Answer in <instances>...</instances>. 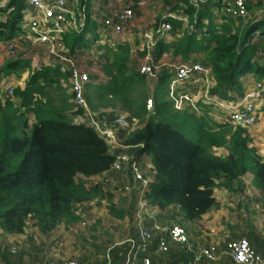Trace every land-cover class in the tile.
I'll return each mask as SVG.
<instances>
[{"label":"trees","instance_id":"trees-1","mask_svg":"<svg viewBox=\"0 0 264 264\" xmlns=\"http://www.w3.org/2000/svg\"><path fill=\"white\" fill-rule=\"evenodd\" d=\"M162 1L171 13L186 15L189 26L195 31L184 29L183 22L177 19H168L173 40L163 39L157 43L153 50L156 60L164 55L172 56L173 60L204 56L203 62L211 67L215 82L211 94L227 100H231L230 93L244 95L240 82L243 76L264 80V18L251 19L242 25L244 20L223 11L219 17L215 15L213 8H222V3L214 0H206L198 6L186 0L184 9L180 6L183 0ZM143 7L133 3L134 17ZM27 8L26 0H8L0 7V41L23 33L22 20ZM87 12L90 17L83 32L69 31L60 41L72 54L80 48L94 49L96 38L99 39L96 31L101 24L91 18V10ZM101 18L99 15L97 19ZM162 21L163 14L146 24L155 27ZM88 33L92 38L83 44L82 39ZM98 49H105L100 52L99 63L106 82L93 86L94 90L88 89L90 108L99 118L106 117L111 123L116 114L109 109L119 105L130 117L139 120L140 126L134 130L119 129L118 138L125 150L121 147L112 150L94 127L75 123L74 117L82 115L83 111H72V95L62 88L61 82L69 81V72L61 71L60 65L31 69L25 88L18 87L15 92L20 103L15 100L3 103L0 99L1 230L22 234L28 220L32 219L41 233L48 234L64 218L73 216L75 204L109 195L105 191L113 182L118 183L121 175L126 174L133 184L129 172L118 173L112 169L121 153L133 156L145 173L147 167L142 157L146 155L151 160L150 172L145 174L154 178L145 197L147 210H166L173 206L186 222L199 219L214 205V189L237 192L242 188L240 178L248 173L255 176L264 208V162L256 149L249 146L244 128L234 129L230 123H220L207 113L176 110L166 99L171 73L163 69L152 85L139 72L138 60L129 43L122 42L113 48L101 45ZM139 55L143 57L145 52ZM93 63L90 60L89 65ZM22 64L17 59L0 67V85L5 77L19 73ZM150 96L154 102L152 113L148 110ZM30 115L35 120L32 125ZM219 148H224L228 154L217 155L215 149ZM78 176H101V180L87 188L77 180ZM110 212L124 216L113 205ZM155 223L147 226L145 221L148 228ZM172 244L175 243L169 242L165 254L154 253V256L167 255ZM112 250L116 257L121 253L118 248ZM145 256L153 264V257L149 255H141L140 259Z\"/></svg>","mask_w":264,"mask_h":264},{"label":"built area","instance_id":"built-area-1","mask_svg":"<svg viewBox=\"0 0 264 264\" xmlns=\"http://www.w3.org/2000/svg\"><path fill=\"white\" fill-rule=\"evenodd\" d=\"M131 1L26 0L29 10L25 11L23 20L28 19L29 23L27 26L22 23L25 35L20 38L18 37L19 34L11 40L0 41V56L17 59L20 40L32 38L37 50H45L49 56L53 57V66L60 65L61 71H68L73 111H83L79 117V123H86L94 127L112 150L119 147L125 150L118 138V130H134L140 126V122L126 114H116L114 121L110 123L106 117L99 118L100 115L92 111L87 100L89 85H99L106 82L102 65L99 63L101 60L100 51L97 56H94L93 50H91L90 57L86 54V49H77L72 54L70 49L62 45L60 41L69 31L83 32L88 17H90L87 11L91 10V18L101 24L96 31L100 39L95 43L100 42V44L107 45L109 42H113V47L116 46V41L123 38L126 28L135 18L132 9L135 0L130 3ZM146 1L138 0L135 2L140 6H145ZM214 1L222 3L223 12L235 19H241L245 22L254 19L247 9L246 0ZM191 2L194 6H198L206 0H191ZM180 6L182 9L186 8L185 4ZM99 15L102 16L101 20L97 19ZM170 18L183 22L184 29L188 28L195 31L193 26H189L188 17L182 13H164L163 21L155 27H149L146 22L140 25L143 43L131 50L133 56L138 60L139 72L153 85L157 82L161 71L166 69L171 73V78L166 85V95L176 110L188 109L196 114L207 113L209 116H214L211 115L213 114L212 111H216L225 117L224 122L230 123L234 129L238 126L244 128L246 130L244 137L251 140L253 137L251 130L258 125L261 107L264 105V80H257L250 90L236 101H231L229 105L228 100H222L218 95L211 94L215 82L211 67L208 64L203 61H192L190 58H181L180 61L169 60L170 55H164L160 60H156L153 50L157 43L163 39L168 42L170 39L169 33L172 26L167 21ZM91 38L92 34L88 33L86 39ZM137 51L145 52V56L136 57L135 52ZM80 59L82 62L93 60L94 63L85 64L86 69L78 65ZM49 61L51 62V60ZM15 92L12 84L0 85V99L3 103L14 100ZM249 146L252 147L250 143ZM112 169L118 173L129 172L134 183L132 187L137 192L133 224L134 237L127 241L128 249L123 264H152L151 259L147 256L140 259L141 255L149 254L152 246L154 253L165 254L169 250V242L182 245L189 244V234L180 224L165 227L155 223L151 228L145 225L146 217L149 215L145 197L150 191L149 186L154 178L152 175L145 177V172L142 171L133 156L128 153L119 154ZM147 172H150L149 168ZM86 204L89 207L92 206V203L86 202L85 205L78 207L79 211L87 209ZM166 234L168 238H166ZM225 253L236 264H264V257L253 249L246 237L229 241ZM203 258L208 261H215L216 255L206 247L200 248L196 252L195 261L191 264H196ZM66 264H80V262L71 260Z\"/></svg>","mask_w":264,"mask_h":264},{"label":"crops","instance_id":"crops-1","mask_svg":"<svg viewBox=\"0 0 264 264\" xmlns=\"http://www.w3.org/2000/svg\"><path fill=\"white\" fill-rule=\"evenodd\" d=\"M132 1L130 3H132ZM135 1L134 3H137ZM7 3L8 0H0V7H4ZM168 8L169 7L166 8L163 1L158 3L155 0H147L145 6L141 10L137 11V14L133 20V24H139L143 21V19V22H145L147 21L146 18L149 16L151 17L156 15L155 17L157 18L158 16L166 13V11H169ZM27 10L29 9L27 8L26 11ZM156 18L150 19L148 21H155ZM0 19H2L1 15ZM24 32L25 31L23 29V33L19 35L20 38L25 35ZM25 40H27V38ZM172 40L173 38L170 37L168 42ZM25 43L26 44L23 45L24 47L22 49V51L25 53L21 55L20 58H18L23 62L19 69V73L5 77L2 81V84L9 83L13 85L15 83L17 86H19V88L24 89L26 83L30 80L31 69H35L40 66L54 65L53 57L49 56L45 50H37L35 48V44H31L29 41H26ZM95 45L97 44L95 43ZM131 47L132 49H135L137 46L133 45ZM85 48H80V50L84 49L88 57H90L91 50L93 49L87 47ZM189 58L192 61L204 60V56L202 55H192ZM14 60L17 59H10L0 56V67H2L7 61ZM49 60H51V62ZM169 60H173V57L170 56ZM180 60L181 58L175 59V61ZM32 61L34 64L31 66V63L29 62ZM80 62H82V60ZM89 62L90 60L87 63L89 64ZM252 80L257 81V79L253 77ZM240 82L242 83L243 80H240ZM248 82L250 81L248 80ZM91 85L96 86L98 84ZM90 88L92 87H89L88 89ZM245 90H247V88H245ZM15 101L20 103V98L15 99ZM70 101L73 104L72 100ZM29 117L30 123L32 125L35 120L32 115ZM79 117L80 115L74 117L75 123H79ZM220 118L218 116L214 117L215 120H220ZM224 119L225 117L220 120V123L224 122ZM263 124L264 110L259 114L258 126L251 130L253 132L252 136L254 139L250 140L251 146L256 149L257 154L262 157L264 162V142H255V136L257 132H259L258 128L263 126ZM260 138L261 137H258L257 139ZM215 151H217V155L228 154L227 150L224 148L215 149ZM142 160L150 169V158L144 155ZM77 180L83 183L87 188H90L101 180V176L92 178L78 176ZM240 180L242 182V188L237 192L228 191L225 188L214 189L213 195L215 203L211 209L199 219L186 222L179 209L173 206L166 210L150 209L149 215L146 217L147 226H151L154 222L169 226L172 224H180L184 226L189 234L188 245L181 246L180 244H172L170 246L169 253L163 257L156 258L154 256V249L152 246L148 255L153 257V264H191L193 261H195L196 252H198V250L203 247L210 249L216 255V260L208 261L203 258L197 261L196 264H236L225 253V251L229 241L237 240L241 237L248 238L249 241H251L253 249L264 257L263 195L261 190L257 187L255 183V176L252 173L246 174L245 176L241 177ZM132 186L133 185L129 181L127 175H121L118 179V183L113 182L108 190L105 191L109 194L107 196L110 198L108 199L106 196L102 199L96 198L92 200L94 207L92 209H85L84 214L81 215V218H98L101 212H107L108 214L112 215V213L104 207L107 203H112L115 209H118V212L124 215L123 217L127 215L132 217V214H134V208L136 206L135 202L137 198L136 190L133 189ZM127 192L130 196L127 195ZM124 201L126 203H124ZM100 204H102V207H98L101 206ZM116 221L125 222V227L128 225L130 226L131 224L127 217ZM259 223H263L261 224V228ZM61 224H63V222ZM54 230L52 232H54ZM48 234L41 233L35 226V221L32 219L28 220L27 226L22 234H9L0 229V264H66L70 259H77L80 264H123L124 256L128 249L127 241L130 239L126 238V240L118 244L121 249V253H118L117 257L116 254L113 253L112 257H109L108 254L106 256L105 251L103 252V249L98 250L97 248L91 249V251L84 257V251L83 253H80L79 251L75 252L73 251L72 247L67 248L66 251L62 252L60 248L48 249L46 246V240H44L42 237V235ZM38 237L40 239H38ZM110 249L112 250L113 248H109L107 250L108 253Z\"/></svg>","mask_w":264,"mask_h":264},{"label":"rangeland","instance_id":"rangeland-1","mask_svg":"<svg viewBox=\"0 0 264 264\" xmlns=\"http://www.w3.org/2000/svg\"><path fill=\"white\" fill-rule=\"evenodd\" d=\"M155 1L160 3V1H162V0H155ZM184 1H186V0H184ZM246 5H247V9L249 10L252 18H253V16H255L254 19H252L253 21H255V20L261 21L264 18V0H246ZM212 11L215 13V15H217L219 17V15H221L220 13L224 10L219 6H215ZM166 12H170V11H166ZM155 16L156 15L151 16V17L150 16L147 17L146 18L147 21H145V22H148V20H150V19L156 18ZM156 20H157V18H156ZM252 20H250L248 22H251ZM143 21H144V19H143ZM143 21L139 24H137V23L133 24V22H132L126 28L123 38L116 41L115 45L122 43V42H125V43H129L131 46H133V45L137 46V45H140L141 43H143V39L141 37L142 30L140 28L141 27L140 25L145 23ZM22 23H23V25L27 26L29 23V20L24 19V20H22ZM245 23L246 22L244 21L241 24L245 25ZM93 37H94V35H93ZM28 39L27 40H25V39L20 40L19 39L20 42H22V43H20L18 45V56L19 57H17V59L20 58V56L25 53L24 51H22V49L24 47L23 45L26 44L25 43L26 41L27 42L29 41L31 44H33L35 42L32 40V38H28ZM99 39L97 37L96 41H98ZM85 42H86V44L88 43L86 41V38L83 37L82 43L84 44ZM112 43L113 42H109L108 44L107 43L106 44L110 48H113ZM96 44L97 45H95V47L93 46L94 56H97V53L99 51L104 52V50L107 49V48H105V49L99 50L98 49L99 46L105 45V44H100V42L96 43ZM96 49H98L99 51H97ZM139 53H140V51L135 52V56L138 58H140ZM29 63H31V66L34 64L33 61L29 62ZM85 64H87L86 60L78 63V65H80L83 68H86ZM29 68H30V65H29ZM252 77H253L252 75L251 76L245 75L241 78V81L243 80L241 85L243 87L244 93L247 92L248 90H250L253 87V84L256 82V80L255 81L252 80ZM248 80L250 82H248ZM244 83H246V84H244ZM61 84H62L63 90H65L67 94L72 95L70 82L62 81ZM13 87L16 90L19 86H17L14 83ZM245 88H247V90H245ZM91 90H94L93 86H92ZM201 92H202V90H201ZM229 97L231 98V100L230 99L228 100L229 105H230L231 101H236L240 96H238L236 93H230ZM17 98L18 97L15 96L14 100ZM166 99L169 100L167 95H166ZM221 99L224 100L223 98H221ZM226 101H227V99H226ZM263 110H264V105H262V107H261V111H263ZM109 111H113V112H115V114H126L127 116H130V114L127 111L122 110V108L119 105H117L116 107H114L112 109H109ZM188 111H190V110H188ZM212 112H213V114H211V115H214V116H211V117L214 118V117L218 116V117L223 118V116L221 114L217 113L216 111H212ZM225 120L226 119H224V121ZM218 121H220V120H218ZM29 124L31 125L30 122H29ZM258 129H259V132H257L256 136L254 135L255 136V142H259V143L261 142L262 143V142H264V124H263V126H261ZM258 129H257V131H258ZM252 134H253V132H252ZM258 137H261V138L257 139ZM252 139H254V137H252ZM216 152L217 151H215V153ZM147 170H148V167H147ZM145 174L148 175L149 173L146 172ZM132 185H134V183ZM127 195L130 196L128 194V192H127ZM85 203L86 202L75 204L73 207V213H74L73 216L64 218L62 220L63 224L59 225L54 230V232H52L48 235H42L44 240H46V244H47L46 246L48 249H59L60 248L61 252L66 251L67 248L72 247L73 251H75V252L79 251L80 253L81 252L83 253V251H84V253H83L84 257L87 255V253H89L91 251V249H96V248L98 250L103 249V252L105 251L106 256L108 254L109 257H112L113 250L110 249L109 253L107 252V250L109 248L120 249L118 244L120 242L126 240V238H131L133 236V232H134L133 224H134V220H135V217H134L135 212H134V214H132V217L129 215L125 216V217H127L128 220H130V223H131V224L129 223L130 226L128 225L125 227V222L116 221V220H122L125 217H119V216L113 215V214L111 215V214H108L107 212H101V214L98 216V218H89V217L81 218V215L84 214L85 210L83 209V210L79 211L78 207L80 205L81 206L85 205ZM90 203H92V206L89 207V205L86 204L87 209H90V208L92 209L94 207V203L92 201ZM124 203H126V202L124 201ZM135 203H137V201ZM107 204L104 207H105V209H108L110 211V205H112V203H110L108 205ZM100 205L101 206H98V205L97 206L102 207V204H100ZM116 211L118 212V209ZM261 224H263V223H259L260 228H261ZM162 225L165 227L169 226L166 224H162ZM38 239H40V238L38 237ZM72 257L74 258L73 255H72ZM71 260L78 261L77 259H70L69 261H71Z\"/></svg>","mask_w":264,"mask_h":264},{"label":"water","instance_id":"water-1","mask_svg":"<svg viewBox=\"0 0 264 264\" xmlns=\"http://www.w3.org/2000/svg\"><path fill=\"white\" fill-rule=\"evenodd\" d=\"M148 110L150 113L154 112V102H153L152 96H150L149 101H148Z\"/></svg>","mask_w":264,"mask_h":264}]
</instances>
